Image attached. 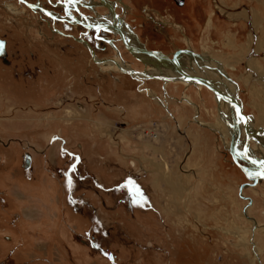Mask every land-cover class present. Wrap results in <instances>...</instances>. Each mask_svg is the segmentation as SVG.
<instances>
[{
    "label": "rangeland",
    "instance_id": "1",
    "mask_svg": "<svg viewBox=\"0 0 264 264\" xmlns=\"http://www.w3.org/2000/svg\"><path fill=\"white\" fill-rule=\"evenodd\" d=\"M112 1L149 49L189 48L220 65L239 84L255 128L264 127V0ZM11 3L20 5L0 0L10 58L0 75L22 90L14 95L0 83V264H264V180L241 191L250 180L227 150L231 125L221 130L227 120L213 93L174 83L171 100L158 79H147L143 91L138 78L95 64L73 37L87 32L100 57L119 55L95 32L18 7L8 12ZM231 10L255 13L258 22L229 27ZM230 29L242 50L223 42ZM252 30L259 48L250 52ZM117 46L131 67L144 69L121 40ZM166 96L170 112L160 101ZM260 138L250 147L264 158Z\"/></svg>",
    "mask_w": 264,
    "mask_h": 264
},
{
    "label": "water",
    "instance_id": "2",
    "mask_svg": "<svg viewBox=\"0 0 264 264\" xmlns=\"http://www.w3.org/2000/svg\"><path fill=\"white\" fill-rule=\"evenodd\" d=\"M19 1H24V0H19ZM100 1L103 4H105V6H107L108 9L110 10V12L112 13L113 23L110 26L117 32V34L120 36V39L122 40L125 48L131 54H133L135 56H137V54H146L149 57H153V58H157L159 60L170 62L172 64V67L175 70V72L177 74H179L180 76H179V78H176V77L166 76V75H150V74L146 73L145 71H140V70H136V69L126 70V69L121 68V70H123V72H125L126 74H129L133 77H137L135 74H140L143 77H146L149 79H158L164 83L172 82V81H176V80H181V81H185V82L200 84L202 86L207 87L209 90H211L218 100L224 99L226 102H228V104L231 107L236 108L237 112H236V118L233 119V132L231 135V146H230L229 151H230V154L232 156L233 161L241 168V170L245 173L246 177L251 181V182L243 183L241 186V191L246 186H256L260 179L264 180V169L263 168L253 170L252 168L246 166V164H242L236 156L235 150H236L237 139H235V134L237 132L238 137L240 136V122H241L243 129H244V132H245V136H246V139H245L244 145H243V152H244L245 158H247V160H249L250 162H252L255 165L262 164V163L264 164L263 158H257L255 156L247 153V149H248V146L250 144L249 143L250 140L253 139V140L257 141V136H259L261 133H264V128H262V127L252 128V126H250L249 122L251 121V115L247 114L245 112L242 102L239 101L238 98L233 97L230 94L224 92L222 89H220L218 86H216L212 82V80H210L204 76L190 74L187 71H185L183 69V67L181 66L179 60H178V55L182 54V53H188L187 48L186 49L180 48V49L176 50L172 56H170L169 54H166V53L162 52L161 50L148 49L145 46V44H143V46L141 48L137 47L133 44H130L126 35H125V30L122 27L121 22H124V21H123L122 17L119 15V13L116 11L115 6L112 4L111 0H100ZM24 2H25V4H28L26 1H24ZM176 2L181 5L184 3V0H176ZM64 8L66 10L65 5H64ZM45 11L47 12V14L51 15L50 10L46 9ZM78 23L87 29H94L96 32H99L100 30H104L106 28L105 25L91 26L89 24H84L80 21H78ZM55 30L59 33L64 34L62 31L58 30L57 28H55ZM73 37L77 41H83L81 36L80 37L73 36ZM0 41L4 42L3 48L0 49V58H3L5 60V62H7L6 61V57H7L6 40L0 38ZM90 49H91V47H90ZM91 53H92V58L94 59L95 62H97V63L104 62L103 60L96 59V55L92 49H91ZM142 60L144 61V59H142ZM25 161H26V167H28L31 163L30 154H26Z\"/></svg>",
    "mask_w": 264,
    "mask_h": 264
},
{
    "label": "bare ground",
    "instance_id": "3",
    "mask_svg": "<svg viewBox=\"0 0 264 264\" xmlns=\"http://www.w3.org/2000/svg\"><path fill=\"white\" fill-rule=\"evenodd\" d=\"M98 4H101V2H99V1H95V0H92V5L93 6H95V5H98ZM209 22H211V20L209 21ZM180 28H183V27H181V25L179 26ZM109 28H112L111 26L109 27ZM124 28L126 29V34H129V35H131L132 36V33H131V31H130V27H128V26H125L124 25ZM113 29V28H112ZM116 32V31H115ZM117 33V32H116ZM125 34V35H126ZM126 37H127V35H126ZM127 39H128V41H129V38L127 37ZM132 40L134 41V42H136L137 44H139V45H141V47L143 46V43H140L139 42V40H136L135 38L133 39V36H132ZM81 42H84L85 43V45L88 47V49L91 51V49L94 51V49L91 47V45L88 43V42H86V40H84L83 39V41H81ZM129 43L130 44H132L130 41H129ZM134 45V44H133ZM91 47V49H90V47ZM136 46V45H135ZM137 47H139V46H137ZM140 47V48H141ZM192 49H188V53H182V54H179L178 55V60H179V62H180V64H181V66L183 67V69L185 70V71H187L188 73H190V74H195V75H201V76H204V77H206V78H208V79H210V80H212V82L216 85V86H218L220 89H222L224 92H226V93H228V94H230L231 96H233V97H236V98H238L239 99V101H241L242 102V100L240 99V97H239V94H238V91H239V84L235 81V80H233L231 77H229L227 74H226V71H224V70H222V68H220V65H217V67L215 66V67H213L214 66V63H213V61L211 60V59H207V60H205V59H200V57H201V55H199L198 53H195V52H193V51H191ZM129 52V51H128ZM94 53H95V51H94ZM130 53V52H129ZM131 54V53H130ZM95 55H96V53H95ZM132 56H134L135 58H137V59H139V60H141V61H143L142 59H144V61H143V63H144V66H145V72L146 73H148V74H150V75H166V76H172V77H176V78H179V74H177L176 72H175V70L173 69V67H172V64L170 63V62H166V61H163V60H159V59H157V58H153V57H149V56H147L146 54H137V56H135V55H133V54H131ZM181 55H188V57H185L184 56V58L183 57H181L180 58V56ZM139 57V58H138ZM96 59H97V56H96ZM192 59V60H191ZM99 60V59H98ZM118 60V59H117ZM117 60H115V59H113V58H110L108 61H106V60H103L104 62H102V63H99V64H104L105 62H107V63H105V65L104 66H111V67H113L115 70L118 68L119 70H121V68H123V69H126V70H129L130 68H128L129 67V64H127L126 62H124V61H119V62H117ZM198 60V61H197ZM199 60L201 61V63L202 64H200L199 63ZM97 63V62H96ZM107 64V65H106ZM114 64V65H113ZM152 65V68L151 69H148V71H147V68L149 67V66H151ZM197 68L199 69V70H197ZM118 71V70H117ZM122 72H123V70H121ZM125 73V72H124ZM261 73V72H260ZM137 77H135V78H138L139 80H147V79H149V78H146V77H143L142 75H140V74H135ZM218 76H220L219 78H218ZM178 82H184V83H187V84H194V85H198L199 86V88H201V87H204V88H206V89H208L207 87H205V86H202V85H200V84H196V83H191V82H185V81H181V80H176V81H172V82H166V83H164L163 82V84H164V86H165V88H166V85L167 84H171V83H178ZM231 89H234V91L233 90H231ZM209 90V89H208ZM209 91H211V90H209ZM212 92V91H211ZM213 93V92H212ZM214 94V93H213ZM215 96V95H214ZM185 98V100L186 101H189V102H191L190 101V98L188 97V96H185L184 97ZM215 98H216V96H215ZM216 102H217V106H218V110H219V102H220V109L223 111L222 112V119L225 121V120H227L226 122H227V125H225L224 126V128H221V130H225L227 127H229V125H231V132H230V128L229 129H227V131H228V136H229V139H230V141H229V139H224L225 141H226V143H228L227 145H228V149L227 150H229L230 149V146H231V135H232V132H233V119H235L236 118V112H237V110H236V108H234V107H231L229 104H228V102H226L224 99H217L216 98ZM242 104H243V106H244V103L242 102ZM245 110V109H244ZM252 120H253V118H252V116H251V121L249 122V124H250V126H252V128H255L256 126L253 124V122H252ZM225 122V123H226ZM204 125V124H203ZM213 126H214V128L215 127H217V129H218V126H216V125H214L213 124ZM259 127H262V128H264L263 126H259ZM242 128H243V126H242V123L240 122V136L238 137V133L236 132V134H235V139H237V141H236V150H235V152H236V156H237V158L239 159V161L241 162V160H240V158H245V156H244V152H243V147H242V150H241V154L242 155H240V150H239V148H238V146L240 145V144H243L244 145V140L246 139V136H244V134H243V132H242ZM258 128V127H257ZM244 130V129H243ZM221 132H223V131H221ZM224 133V132H223ZM226 133V132H225ZM224 133V135H226ZM264 135V133H261L259 136H257V142H260L261 143V138L260 137H262ZM153 137H157V136H153ZM225 137V136H224ZM223 137V138H224ZM253 139H251L250 140V144H251V141H252ZM234 141V142H235ZM250 144H249V146H248V149H247V153L248 154H251V155H253V156H255L254 154H253V152H251V147H250ZM262 151V150H261ZM260 151V152H261ZM230 152V151H229ZM239 154V155H238ZM255 157H257V158H263V157H258V156H255ZM264 159V158H263ZM245 160L247 161V162H249L250 164H252V165H255V164H253L252 162H250L249 160H247V158H245ZM235 163V162H234ZM242 163V162H241ZM236 164V163H235ZM243 164V163H242ZM246 166H248V165H246ZM257 166V168L256 169H259V168H263L264 169V164L262 163V164H258V165H255V167ZM162 167H163V169L164 170H166V169H168V165L165 163V164H163L162 165ZM248 167H250V166H248ZM251 168V167H250ZM254 170V169H253ZM169 179V178H168ZM260 180H262V179H260ZM259 180V181H260ZM259 181H258V183H259ZM168 182L169 183H172V181L170 180H168ZM251 182V181H250ZM255 252H258V249L257 248H255Z\"/></svg>",
    "mask_w": 264,
    "mask_h": 264
},
{
    "label": "flooded vegetation",
    "instance_id": "4",
    "mask_svg": "<svg viewBox=\"0 0 264 264\" xmlns=\"http://www.w3.org/2000/svg\"><path fill=\"white\" fill-rule=\"evenodd\" d=\"M18 2H19V0H17ZM24 1H26L28 4H25V2ZM24 1H20V5H18L17 3H15V4H8L7 5V7L9 8V9H7L6 8V10L8 11V12H12V13H16V12H18V10L17 11H15V9H18V8H20V10H22V11H24L25 13H30V14H34V15H37L39 18H44V19H46L47 18V20L46 21H49V23L51 24V23H54V25L56 26V23L57 22H59V21H67V22H70L71 24H73V25H81V24H79L78 23V21H80V22H82V23H84V24H89V25H91V26H102V25H105V29L104 30H100L99 32H98V40L99 41H102L103 43H105V44H107V43H109V44H111V46L116 50V52H118L119 53V55H113L112 57H100V55H99V53H98V51L96 50V48L95 47H93L90 43H89V41L87 40V37L85 36V34L87 33V32H84V34L83 35H81V38L82 39H84V40H86L90 45H91V47L94 49V51H95V53H96V56H97V59H100V60H106V61H108L110 58H113V59H115V60H117V62H119L120 60L119 59H122V61H124L125 60V58H124V56H123V51H122V49H120V48H118V46H117V41L118 40H121L120 39V36L115 32V30L114 29H112V28H109L110 27V25L113 23V17H112V13L110 12V10L108 9V7L107 6H105V4H103L100 0H95V1H99V2H101V4H98V5H95V6H93L92 5V0H89V1H84V0H47V2L48 3H50L52 6H60L63 10H64V14H61V13H59L58 11H55V10H53V9H48L45 5H44V3L41 1V0H39V2H34V3H32V2H29V1H27V0H24ZM111 2H112V4L115 6V9H116V11L119 13V11H118V8H119V4L116 2V1H112L111 0ZM64 5H65V7H66V10H65V8H64ZM89 7L90 9H94V10H96L98 7H100V6H105L107 9H108V13H107V16L106 17H104L103 15L102 16H98V14L97 15H94V16H92V15H86V14H83L82 13V11H81V9H82V7ZM127 6V5H126ZM18 7V8H17ZM12 9H14V10H12ZM46 9H48V10H50V12H51V15H49V14H47V12L45 11ZM19 10V11H20ZM67 11V12H66ZM127 12V11H126ZM78 14V15H77ZM124 14V13H123ZM127 13H125L124 15H126ZM119 15L122 17V19H123V21L124 22H121L122 23V27H123V29L126 31V29L124 28V25L125 26H129L130 28H131V30H132V36L134 37V36H136L137 37V39L139 40V42L140 43H142L141 42V40H140V38L138 37V34L136 33V31L134 30V28L132 27V25H130V24H128L127 22H126V18L124 17V15H122L121 13H119ZM48 17H49V19H48ZM56 28V27H55ZM59 30V29H58ZM87 30H90L89 31V33L90 32H95V30L94 29H87ZM103 31H105V32H107V31H109V32H112L116 37L115 38H109V37H103L102 36V33H103ZM125 34H126V32H125ZM127 35V37L129 38V41L132 43V44H134V45H136V46H139V47H141V45H139V44H137L136 42H134L133 40H132V36L131 35H129V34H126ZM56 37H58L57 35L55 36V38ZM1 39H3V38H1ZM4 40H6V39H4ZM79 43H81L83 46H86L85 45V43L84 42H81V41H78ZM121 42H122V40H121ZM81 44H79V46L81 45ZM122 44H123V42H122ZM144 44V43H143ZM77 46H78V43L76 44ZM81 45V46H82ZM123 46H124V44H123ZM145 46L147 47V45L145 44ZM125 47V46H124ZM86 48H87V50H85V51H87V53L89 52L90 54H91V56H92V53H91V51L88 49V47L86 46ZM148 48V47H147ZM8 45H7V41H6V52H7V57H6V61L8 62V61H10V58H9V55H8ZM149 49V48H148ZM182 49V48H181ZM187 49H189V48H187ZM156 50V49H155ZM128 51V50H127ZM192 51V50H191ZM173 54H174V52H173ZM173 54H171L170 56H172ZM66 55H67V52H66ZM200 59L202 60V59H204V56H203V58L202 57H200ZM92 60H94L93 58H92ZM5 62V60L3 59V58H0V63L1 62ZM198 61V60H197ZM95 64H97V65H101V67L103 68V67H105L104 65H105V63H107V62H105L104 64H99V63H96L95 61H93ZM124 62H126V60L124 61ZM128 62V61H127ZM126 62V63H127ZM200 63V62H199ZM128 64V63H127ZM107 65V64H106ZM114 65V64H113ZM111 68V67H110ZM110 68H109V70H110ZM128 68H130V69H136V68H134V66L133 67H131L130 65H129V67ZM112 69L113 70H115L113 67H112ZM118 70V71H117ZM136 70H138V69H136ZM145 69H143V70H140V71H144ZM115 71H117V72H119V73H121L122 75H125V73L124 72H122L121 70H119L118 68L115 70ZM139 80V79H138ZM140 82H141V84L143 83V85H141L140 87L142 88V90L144 91L146 88H145V84H146V80H139ZM178 83H182V82H178ZM182 84H184V85H186V86H189L190 84H187V83H182ZM168 85V84H167ZM194 85V84H193ZM197 86V85H196ZM17 87H18V91L19 90H22V87H21V85H20V83L19 82H16L15 83V86L13 87V90L15 91V92H17ZM199 87V86H198ZM203 88V87H202ZM41 96H42V99H43V97H44V94H42L41 93ZM42 99L39 101V102H41L42 101ZM221 114V113H220ZM203 123H205V124H208L207 122H203ZM210 124V123H209ZM204 126H209V125H204ZM210 127V126H209ZM25 159H26V155H25ZM24 159V160H25ZM25 165H26V161H25ZM29 168V167H28Z\"/></svg>",
    "mask_w": 264,
    "mask_h": 264
},
{
    "label": "crops",
    "instance_id": "5",
    "mask_svg": "<svg viewBox=\"0 0 264 264\" xmlns=\"http://www.w3.org/2000/svg\"><path fill=\"white\" fill-rule=\"evenodd\" d=\"M220 1H223L224 2V4H225V6L227 5V2H228V0H220ZM229 27L231 26V25H236V26H238L239 25V20H241V22H243L245 19L244 18H247L244 22L246 23V24H254L255 22H258V15H256L255 13H252V12H250L249 11V14L247 15V16H245L244 15V13L242 12V11H240V10H231V11H229ZM252 26H254V25H252ZM227 27V26H226ZM222 28H224L223 27V25H221L220 24V29H222ZM232 31H233V29H230V32H228L227 33V31H226V33L224 32V34H222L221 35V37L223 38L222 40H223V42H226V44L227 43H229L228 45H226L227 47H233V48H236L235 50L237 51V50H242L245 46H241V45H238V42H237V34H239V33H234V37H232L231 36V34H232ZM95 35H96V38H98V32H96L95 31ZM231 33V34H230ZM250 33H252L253 35V38H252V43L250 44V45H248V50H250V52H252V50H256V51H258L257 49L259 48V46H258V40L256 41V40H254V39H256V38H254V31L252 30ZM230 34V35H229ZM221 37H220V39H221ZM234 38V39H233ZM249 43H250V39H249ZM178 49H180V48H178ZM177 49V50H178ZM262 50H264V49H262ZM163 52V51H162ZM233 56H236L237 57V52L233 55ZM250 56V55H249ZM246 57V56H245ZM237 58H239V59H241L240 57H237ZM248 59L247 60H249V58L250 57H247ZM4 62V61H3ZM3 62H1L0 63V65H2L3 64ZM143 62V61H142ZM242 62H244L245 63V60L244 61H240V63H242ZM4 63H6V62H4ZM144 64V63H143ZM144 69H146L145 67H144ZM131 76V75H130ZM134 78V77H133ZM134 79H136V78H134ZM136 80H138V79H136ZM0 83H1V85H2V87H6V88H9L11 91H12V93L15 95L16 94V92L13 90V87L15 86V83L16 82H6V79H3V77L0 75ZM140 84H141V82H140ZM171 84H174V83H171ZM182 84V83H181ZM168 85H170V84H168ZM168 85H166V90H165V93H168V96H170L171 97V100L173 99V98H175V96H173V95H170V93L167 91V86ZM176 85H180V84H176ZM182 85H184V84H182ZM8 86V87H7ZM186 88H189L190 86H186V85H184ZM163 87L165 88V86H164V84H163ZM147 89V88H146ZM17 95V94H16ZM214 95V94H213ZM185 96H188L189 97V95L185 92L184 94H183V99H185L184 97ZM168 99H169V97L167 98V96H166V98H161V103L163 104V106L166 108V106L168 107V111L170 112V109H169V102H168ZM164 100V101H163ZM186 101V100H185ZM187 103H188V101H186ZM198 104V103H197ZM203 104H205V103H203ZM198 105H200V104H198ZM195 108V110H196V113H198L199 112V107L198 106H195L194 107ZM200 113V112H199ZM247 114H250V113H247ZM251 116H253L252 114H250ZM196 118H198V116H197V114H196ZM197 121H198V123L199 124H201L202 122H206V121H204V120H202L201 118H198V119H196ZM200 121H202V122H200ZM204 126V125H203ZM205 127H207V126H205ZM209 129H210V127H208ZM212 130V129H211Z\"/></svg>",
    "mask_w": 264,
    "mask_h": 264
},
{
    "label": "snow or ice",
    "instance_id": "6",
    "mask_svg": "<svg viewBox=\"0 0 264 264\" xmlns=\"http://www.w3.org/2000/svg\"><path fill=\"white\" fill-rule=\"evenodd\" d=\"M4 42L0 41V49L3 48Z\"/></svg>",
    "mask_w": 264,
    "mask_h": 264
}]
</instances>
